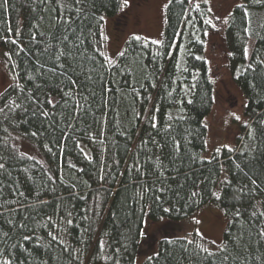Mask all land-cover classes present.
I'll list each match as a JSON object with an SVG mask.
<instances>
[{"label":"trees","instance_id":"1","mask_svg":"<svg viewBox=\"0 0 264 264\" xmlns=\"http://www.w3.org/2000/svg\"><path fill=\"white\" fill-rule=\"evenodd\" d=\"M122 4L0 0L12 77L0 93V262L137 264L147 221L212 205L225 219L216 250L197 233L163 236L140 264H264V0L229 14L228 65L246 122L236 146L210 154L208 6L168 0L161 43L130 37L109 63L102 24ZM61 52L70 55L57 60Z\"/></svg>","mask_w":264,"mask_h":264},{"label":"rangeland","instance_id":"2","mask_svg":"<svg viewBox=\"0 0 264 264\" xmlns=\"http://www.w3.org/2000/svg\"><path fill=\"white\" fill-rule=\"evenodd\" d=\"M168 0H128L120 13L103 20L102 31L104 53L113 62L130 37H142L150 41H160L164 26V8ZM193 4L205 3L210 11L211 30L206 36L205 57L210 67L214 85V104L205 122L208 129L207 147L209 154L217 148H233L240 135V126L246 122L243 115L244 96L236 85L228 65V49L225 38L226 24L233 7L241 0H190ZM123 2V0H122ZM252 43L247 48L250 52ZM12 81L5 52L0 48V93ZM240 119H235V116ZM20 151L30 157L41 160L37 149L18 140ZM227 146V147H225ZM158 220L147 221L143 229L141 242L142 255L151 253L156 242L163 236H176L192 239L197 233L206 242V248L216 250L222 241L225 219L221 211L212 205L204 206L189 219L179 222ZM174 223V224H173ZM176 223V224H175ZM164 225L161 227V225ZM170 225V226H169ZM148 247V248H147ZM138 256L137 264L147 257Z\"/></svg>","mask_w":264,"mask_h":264},{"label":"snow or ice","instance_id":"3","mask_svg":"<svg viewBox=\"0 0 264 264\" xmlns=\"http://www.w3.org/2000/svg\"><path fill=\"white\" fill-rule=\"evenodd\" d=\"M205 2H207V0H205ZM5 3H7V0H5ZM76 3H78V4L81 3V0H76ZM127 3H128V0H123V4L121 5V8H123L124 6H126ZM195 7H196L197 9H199V4H197ZM239 7H242V5H240ZM78 11H79V10H78ZM100 19L103 20L104 17H101ZM225 22H227V19H226V18H225ZM205 23H211V21H205ZM245 31H248V30L246 29ZM205 34H206V33H205ZM63 39L67 40L68 38H67V36H65ZM104 39L106 40V39H108V37H107V36H104ZM136 39H139V37H136ZM153 43H161V42H160V41H153ZM244 54H245V56L247 57V55H248V48H247V47H245V49H244ZM5 55H7V53H6ZM65 55H70V53H64V52H61V53L56 57V59L59 60L60 56H65ZM120 55L123 56L124 53L121 52ZM108 62H109V63H112V61H111L110 58L108 59ZM60 66L63 67V65H60ZM88 79H91V77H88ZM72 83L75 84L76 81H72ZM47 103H48V104H54L55 101L52 100V99H48V100H47ZM15 107L18 108V107H20V106H19V105H15ZM0 111H3V109H0ZM41 114H42V115H45V116L48 115L47 112H42ZM232 115L235 116V119H237V120L240 119V117L237 116V115H235V113H233ZM152 126H153V127H156L155 124H153ZM32 135L35 136L36 133H32ZM225 147H227V146H225ZM217 151H219V149H217ZM2 167H3V165H0V168H2ZM251 183H252V184H256L257 181H256L255 179H252V180H251ZM161 190H163V189H161ZM192 195L195 196L196 193H192ZM214 195H217V198H219L218 194L214 193ZM164 211H165V212H168L169 209H164ZM236 215H239V212H237ZM253 215H256V213H253ZM260 215H261V216H264V212L260 213ZM161 219H163V218H161ZM68 223H71V221H68ZM163 226H164V225L162 224L161 227H163ZM258 235L261 236V237H264V228H262V229L259 231ZM24 239L27 240V239H30V237H27V236H26V237H24ZM53 239H56V237H53ZM190 243H191V242H190ZM202 250H203V251H206V252L208 251L207 249H202ZM218 250H220V251H224L225 249L221 248V249H218ZM208 254H209L210 256L213 255V253H211V252H208ZM224 259L227 260V259H228V256H224ZM0 264H11V261H9V260L6 259V260L0 262Z\"/></svg>","mask_w":264,"mask_h":264}]
</instances>
